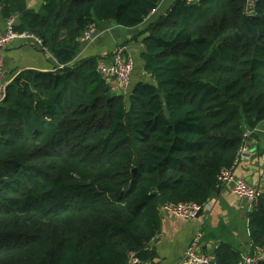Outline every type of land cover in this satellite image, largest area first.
<instances>
[{
	"label": "trees",
	"instance_id": "obj_1",
	"mask_svg": "<svg viewBox=\"0 0 264 264\" xmlns=\"http://www.w3.org/2000/svg\"><path fill=\"white\" fill-rule=\"evenodd\" d=\"M160 1L0 0L60 66L19 72L0 102V264H126L130 251L151 262L160 206L207 203L264 121V0L253 41L247 0H175L144 30L146 78L126 94L98 72L111 53L69 65L89 25L138 26ZM246 217L264 247V193ZM204 253L242 260L226 243Z\"/></svg>",
	"mask_w": 264,
	"mask_h": 264
},
{
	"label": "crops",
	"instance_id": "obj_2",
	"mask_svg": "<svg viewBox=\"0 0 264 264\" xmlns=\"http://www.w3.org/2000/svg\"><path fill=\"white\" fill-rule=\"evenodd\" d=\"M25 1L27 6L34 10H38L43 3V0ZM174 2L175 0H161L157 8L135 27H122L111 20L100 23L96 27L94 37L81 44L69 65L89 56L112 53L118 46L123 45L134 63L132 83L145 79L143 61L140 57L143 48L142 39L146 35L144 30L164 15ZM5 20L0 6V32L4 31ZM15 20L18 24L17 17ZM55 67L60 66L52 54L33 38H16L4 52L3 80L7 85L23 70L45 72ZM245 147L247 153L240 158L234 173L264 193V121L250 132ZM245 206H247L246 200L234 195L229 184L221 183L196 220H181L160 212L161 230L153 244L156 257L146 264H180L184 250L196 233L202 236L201 251L203 253L204 251L212 252L220 243L230 245L239 251L241 256L252 253L253 245L249 238Z\"/></svg>",
	"mask_w": 264,
	"mask_h": 264
},
{
	"label": "built area",
	"instance_id": "obj_3",
	"mask_svg": "<svg viewBox=\"0 0 264 264\" xmlns=\"http://www.w3.org/2000/svg\"><path fill=\"white\" fill-rule=\"evenodd\" d=\"M257 0H247L243 10L244 15H252V9L254 8ZM15 17H9L5 20V28L3 32H0V102L5 97L6 83L3 80L4 68H3V56L5 50L11 45L16 38H33L39 45H41V39L35 35L26 31H17L14 28ZM96 32V26L89 25L82 35L79 37L80 43L90 41ZM133 60L127 54L126 47L118 46L109 56L98 59L97 69L102 79L108 85L111 82L116 83L120 88L125 90L123 94L128 93L131 86V75L133 72ZM246 147L243 145L237 155L232 168L221 169L218 174L219 183H227L231 187V192L240 199L247 201L245 209L247 212L256 203V200L260 196L261 192L249 185L243 178H239L234 173V166L239 162L241 157L246 155ZM239 159V160H238ZM206 204V203H205ZM204 205L193 201H178L165 203L160 206V212H164L169 216L177 219L193 221L196 220L204 210ZM158 235L151 238L148 247H152ZM201 234L196 233L191 238L188 246L183 252V259L180 264H214L213 255L206 254L201 251ZM252 255L247 254L242 256V260L238 264H257L258 261L264 260V247L253 246ZM126 264H140V260L136 253L133 251L128 252Z\"/></svg>",
	"mask_w": 264,
	"mask_h": 264
},
{
	"label": "water",
	"instance_id": "obj_4",
	"mask_svg": "<svg viewBox=\"0 0 264 264\" xmlns=\"http://www.w3.org/2000/svg\"><path fill=\"white\" fill-rule=\"evenodd\" d=\"M244 22L247 26V32L250 33V38L249 40L253 41L256 39L257 37V30L255 28V26L253 25V22H252V15H244ZM161 94V99L164 100L163 96H162V93Z\"/></svg>",
	"mask_w": 264,
	"mask_h": 264
},
{
	"label": "rangeland",
	"instance_id": "obj_5",
	"mask_svg": "<svg viewBox=\"0 0 264 264\" xmlns=\"http://www.w3.org/2000/svg\"><path fill=\"white\" fill-rule=\"evenodd\" d=\"M133 73V72H132ZM112 85H113V87H112ZM109 87H110V89L113 91H116V92H121V93H123V92H125V90H123L122 88H120L116 83H114V82H111V84H109ZM113 91V92H114ZM250 255H252L251 253H249Z\"/></svg>",
	"mask_w": 264,
	"mask_h": 264
}]
</instances>
